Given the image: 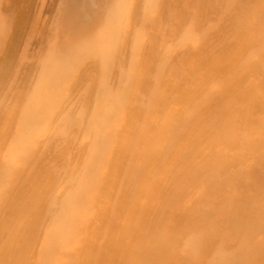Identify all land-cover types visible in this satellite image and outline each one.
Segmentation results:
<instances>
[{"label": "bare ground", "instance_id": "bare-ground-1", "mask_svg": "<svg viewBox=\"0 0 264 264\" xmlns=\"http://www.w3.org/2000/svg\"><path fill=\"white\" fill-rule=\"evenodd\" d=\"M175 1L63 0L52 36L51 32L49 38L47 31L40 33L43 42L48 39V47L39 56L41 72L30 97L33 104L16 119L13 130L24 127L34 105L40 106L47 99L59 77L70 75L57 105L63 109L71 99V78L85 57L97 59L101 72L94 106L84 127L90 148L60 210L51 209L55 212L37 264H264V58H260L264 39L248 47L245 57L229 69L221 64L232 59L236 51L225 48L201 68V60L212 46L209 34L224 31L235 9L244 17L252 1L257 5L253 14L264 17V0H184L189 24L183 28L179 21L174 29L181 35L166 44L161 18L174 10ZM208 1L217 3L220 14L216 22L197 32L194 25L199 4L204 8L210 5ZM58 2L0 0V88L16 61L20 73L26 69V75L28 71L22 59L30 54L24 49L20 54L19 49L28 34L31 14L43 9L51 14ZM250 25V20L240 21L235 47L245 45L248 37L241 28ZM152 28L158 35H151ZM258 35L259 31L250 36ZM219 40L227 45L225 37ZM126 42L128 48L123 53ZM180 48L194 54L178 59V73H187L183 93L188 100L178 113L169 108L164 82L172 56ZM256 61H261L262 72L237 88L248 79L247 69ZM115 68L121 69L120 90L108 87ZM149 77L154 78L152 85ZM254 110L261 112L254 121L260 125L256 130L250 128ZM13 115L14 111L5 119L8 126ZM77 121L81 123L82 118ZM3 135L0 132V139ZM18 136L15 134L9 143L10 157L0 169V235L7 225L1 215L8 204L5 197L10 182L30 156H20ZM206 142L215 150L207 152L205 165L191 168L184 178L177 176L181 167L168 179L167 188L165 169L170 161L191 166L206 152ZM234 146L242 147V152L231 154ZM124 163L127 167L119 178L117 169ZM105 174H109V184L101 191ZM18 191L9 203L10 215H14L15 207L20 210L26 206L33 208L30 212L35 216L43 214V207L38 211L43 203L41 192L37 194L29 187ZM37 217L34 222L40 221ZM32 225L29 237L34 235ZM22 226L24 229L26 225ZM104 232L109 236L101 243ZM7 246L0 264L6 260L15 264L17 258L20 263L22 245L18 247L13 239Z\"/></svg>", "mask_w": 264, "mask_h": 264}, {"label": "rangeland", "instance_id": "rangeland-1", "mask_svg": "<svg viewBox=\"0 0 264 264\" xmlns=\"http://www.w3.org/2000/svg\"><path fill=\"white\" fill-rule=\"evenodd\" d=\"M62 3L63 0H59L58 4L56 5L55 11L51 14L49 12H46L44 9L41 11L42 13L38 10L37 14L36 13L31 14L32 19L31 21H29L28 26L26 28L28 29L27 30L28 34L24 38L25 42L23 41L22 43L23 44L21 47L22 50L19 49L20 54H22L24 50H26L30 54L29 56H26V58L24 57L22 59L23 60L22 63L24 62L23 64L26 63L25 65L28 66L27 67L28 71L26 72V75L24 74L26 69L24 71L21 70L22 72L20 73L17 69L18 61H16L15 65H13L14 67H12V69H9L12 71H9L7 73L8 75H6L1 82V84L3 85L0 88V132H4L5 135H3V139L1 138L3 141L0 139V169L3 166V161H5V159H8L10 157L9 143L14 140L13 138L15 137V134L18 135L20 134V136H18L19 137L18 140L20 141L18 149L22 150L20 156H24V154L30 155L24 161V163L22 162V164L19 165L21 166V169L17 172L14 179H12V181L10 182L9 192L6 194L5 197L6 198L5 202L6 203L8 202V204H6L7 207L5 206L4 208L5 213L3 212V215H1L3 217V218L1 217L2 220L6 219L5 221L7 222V225L5 230L0 235V255L2 252L7 250L8 248L7 245L11 241H13V239L16 240V245L18 247H20V245L23 246L20 247L23 250L22 252L20 251L19 253L21 255V258L23 259L20 258V263H19L18 262L19 259L17 258V262L15 264L38 263L40 252L42 249V244L46 236V231L49 229L52 223L54 212L60 210L61 207L60 205L62 200L64 199L65 193H67V191H69V189H71L73 186L71 180L74 177H76V175L80 172L81 168L83 167L87 152L90 148V139L84 136V127L89 120L88 119L89 114L91 113L94 106V101L96 99L97 90L99 87L100 72H101L100 64L98 60L93 59L91 57H85L82 61H80V64L78 66L79 68L75 73V76L71 78V82H72L71 99L63 107V109L65 110L63 109L59 110L57 105L60 101L62 92L65 89L64 86L66 80L70 78V75L69 77L66 75L63 77H59L56 80V86L50 91L47 99H45V101L40 106L34 105L33 110L31 111L28 117L27 123L24 124V127L21 130H17L18 132L15 131V129L13 130L14 122L16 121V119L18 120L19 116L21 115L23 117L28 112L30 104L31 103L33 104L32 102L33 98L31 99L30 97L33 90L35 89L37 83L36 81L38 79L39 73L41 72L38 63L39 61H41V58L39 56L41 52L46 53L45 50H47L48 47L47 44L48 39L44 38L45 40L43 42L41 39L42 36L41 34L42 32L47 31L46 37L49 38L50 32L52 36L53 31L51 29L53 27H56V21L59 17ZM209 4L210 5H207V7L204 8L200 7L199 4L198 12L196 15V23L194 25L197 32L203 30L209 23L216 22L220 14V8L218 5H216L217 3L216 4L209 3ZM173 5L175 6L173 8L174 10H172L168 14L162 12L163 13L161 18L163 23L162 35L163 38L165 39L164 41L166 44L173 43L181 35L180 31H175L174 29V26L176 24L178 26L179 21H182L181 24H184L182 26L183 28L189 24V14L185 11V8H183L184 0H181V2L177 0ZM256 6L257 5H255L253 1L248 3L247 8L245 9L244 12L245 14L242 15L244 17H241V13L239 11L237 12V10L235 9V12L233 13L232 16L234 18L230 17L225 22L224 31L222 30L220 31L218 30L219 32L212 31L211 34H209L208 43L212 44V46L208 47L210 52L205 53L206 54L205 58L201 60V68H203L206 65H209L212 59L216 56H219V54L222 53L223 48H225L228 49L229 51H236V54L235 56H233L232 59L226 60L221 64L223 68L229 69L231 65L233 66L237 62H240V60H242L243 57H245L246 53L251 48L250 46H252L253 44L255 45V43L257 44V42H260L264 39V17L263 14L259 16L258 15L255 16L253 14L254 7ZM242 19H245L247 21L250 20L251 25L250 27L248 26L246 28L243 27L241 28L242 31L246 33V37H248V39H246L244 46L237 48L235 47L236 43L234 37L238 34L240 30V27L238 25ZM52 22L55 23L53 24ZM30 23L32 24V26ZM33 23L35 26L33 25ZM258 31H259V35L257 37L250 36L254 32H258ZM150 33L151 35H158L159 32H157L155 29L152 28L150 29ZM219 37L221 40L225 37L226 40L224 42L227 41V45H224L223 43L221 44ZM159 39L160 41H162V37L159 36ZM60 41H62L61 38ZM40 42H43L44 44H41L40 46L39 45ZM126 43L123 46V50H122L123 53H126L128 48V43L127 44ZM147 46H149L148 43L146 44V47ZM248 47L250 48L248 49ZM185 49L186 48H180L175 52V54H173L171 66L169 67V70L165 74V82H164L165 99L168 102L169 108L174 109L178 113L182 112L188 104V100L186 99L183 93L187 87L186 86L187 73L184 74L178 73L179 70V68H177L178 59L182 57L184 58L186 57V55L192 56L194 54V52L184 51ZM159 50H163V46H159ZM42 56H43L42 58H44L43 54ZM260 58L261 59L264 58V53H262ZM260 63L261 61H256L247 69L246 74L248 76V79L245 80V82L241 81L238 84L237 88L241 89L243 85L246 86L251 78L252 79L253 77L255 78L260 72H262V70L260 69L261 68ZM120 74H121L120 68L113 69V72L108 78L109 88L120 90V88L123 85L121 84L120 81L121 80ZM23 76H25L26 78ZM241 78L242 77H240V80ZM15 81H18L16 82L17 85ZM148 81H149V85H152V83H154L152 82L154 81V78L149 77ZM260 105H263V103L261 102ZM10 107H12L14 110H12V108ZM13 111H14V115H13L14 119H12L13 122L10 124V126H8L9 124L5 119L9 118L10 114L13 113ZM252 114L253 115L250 116L251 119L250 121L253 122L252 125H250V128L256 130L258 128L257 125L258 126L260 125L254 121L256 120L257 116L258 117L261 116V112H257L256 110H254V113ZM65 117H68L69 119L65 120ZM79 118H82L81 123H78L77 121ZM213 146L214 145L212 143L206 142V146H205L206 152H202L201 154H199L198 157L195 158V163H193L191 166L187 167L184 166L183 163H177L176 162L177 160L175 159L171 160L170 164L167 165L165 169V182L167 184V188L170 186L169 180L174 175H176L177 170L180 169L181 167L182 170L178 172L177 176L184 178L187 175V172L192 170L191 168L195 167L196 165H198V167L205 165L206 163L205 161L208 159L207 152L215 150ZM31 147H33V149H31ZM206 147H208V149ZM31 150L32 153L30 152ZM241 152H242V147H237V146H234L230 151L231 154H236V155L240 154ZM244 159H247V162L251 161L250 159L248 160L247 157ZM118 167L119 168L117 170H118V174H120L119 175L120 178L125 172L127 165L124 163L121 164V166L119 165ZM107 173L109 172L107 171ZM108 175L109 174H105L104 181L101 184V191L105 190V186L109 184ZM110 186L111 185H109V187ZM28 187L30 190L36 192L37 194L39 192H41L42 194L41 202L43 201V203L40 202L41 204H39L38 211L40 210L42 211L43 209L42 211L43 214L42 213L40 214L39 212L38 213L40 215H37L38 213L36 214V216H40L37 217V220L40 219V221L38 222H34V220H36L35 218L36 216L32 212H30L33 208L32 207L30 208L29 206L23 207L20 210L17 209L18 207H15V210L13 211L14 215L9 214L10 212L8 206L11 200L14 198L15 193L19 192L18 189L24 190L25 188L28 189ZM51 209L55 211H51ZM27 214L30 216L29 218L27 217L28 216ZM31 216H34V220L32 219ZM25 218L28 221L29 219L32 220L34 224L35 223H40V224H37L35 228L34 224L33 225L30 224L32 223L30 221L28 223V221L25 220ZM25 221L27 222L25 223ZM21 224L23 226L26 225L24 227L25 231L23 228H21ZM31 225L32 228L34 227L35 231L34 229H32L34 235L32 233V236L29 237V235H31L30 233ZM27 226H29L30 228ZM104 233L105 234L101 235L100 237L101 243L102 242L104 243L109 236V234L107 235L106 232ZM2 264H11V263H8V261L6 260Z\"/></svg>", "mask_w": 264, "mask_h": 264}]
</instances>
